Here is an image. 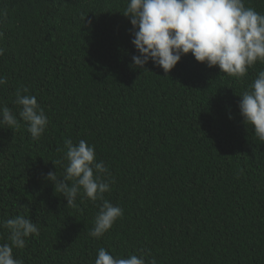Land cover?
Instances as JSON below:
<instances>
[{
    "label": "trees",
    "instance_id": "16d2710c",
    "mask_svg": "<svg viewBox=\"0 0 264 264\" xmlns=\"http://www.w3.org/2000/svg\"><path fill=\"white\" fill-rule=\"evenodd\" d=\"M264 14V0H245ZM126 0H0V104L19 128H0V220L18 214L39 236L13 249L23 264H94L97 250L156 264H264V142L238 103L264 64L237 79L191 53L164 73L132 65ZM91 21L89 24L88 22ZM28 89L27 93L22 90ZM49 118L33 140L16 93ZM84 139L115 181L104 199L123 215L89 236L102 201L76 206L45 179L64 173V141ZM69 184L72 181L68 182ZM0 229V244L7 243Z\"/></svg>",
    "mask_w": 264,
    "mask_h": 264
},
{
    "label": "clouds",
    "instance_id": "9594fccd",
    "mask_svg": "<svg viewBox=\"0 0 264 264\" xmlns=\"http://www.w3.org/2000/svg\"><path fill=\"white\" fill-rule=\"evenodd\" d=\"M123 15L131 24V44L138 53L131 60L136 68L146 70L144 66L151 61L168 73L182 56L191 53L197 62L209 68L217 66L223 74L240 79L249 68L264 64V14L246 6L245 0H126ZM4 51L0 48V56ZM6 83V76H0V86ZM22 91L27 93L28 89ZM238 96L243 123L264 142V68L256 72ZM13 103L18 106V116L26 123L31 138L39 140L50 121L36 96L17 92ZM5 127L19 128L20 124L12 109L0 104V128ZM64 144L63 161L55 162H63V175L50 171L45 179L66 199V206L75 207L81 193L93 203L102 201L88 233L100 239L123 215L121 207L104 199V193L111 190L115 181L105 163L96 161L94 147L86 140L73 144L66 139ZM0 229L8 233V242L0 244V264H23L22 259L14 257L13 249H23L27 238L39 236L38 224L29 216L18 214L0 220ZM146 256L148 253L144 252L122 258L101 247L94 264H156L154 259L146 260Z\"/></svg>",
    "mask_w": 264,
    "mask_h": 264
}]
</instances>
